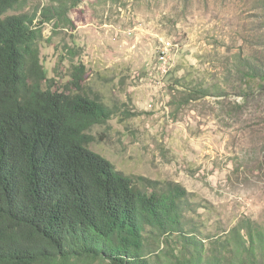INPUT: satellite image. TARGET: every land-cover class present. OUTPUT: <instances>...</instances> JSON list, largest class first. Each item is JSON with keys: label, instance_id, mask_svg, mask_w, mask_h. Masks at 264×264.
Listing matches in <instances>:
<instances>
[{"label": "rangeland", "instance_id": "obj_1", "mask_svg": "<svg viewBox=\"0 0 264 264\" xmlns=\"http://www.w3.org/2000/svg\"><path fill=\"white\" fill-rule=\"evenodd\" d=\"M66 6L71 24L41 26L40 57L56 89L85 65L87 92L114 111L91 150L133 179L182 185L205 233L246 217L264 228V89L236 71L264 70V0H24L12 13L37 23ZM200 85L211 93L186 102Z\"/></svg>", "mask_w": 264, "mask_h": 264}, {"label": "trees", "instance_id": "obj_2", "mask_svg": "<svg viewBox=\"0 0 264 264\" xmlns=\"http://www.w3.org/2000/svg\"><path fill=\"white\" fill-rule=\"evenodd\" d=\"M23 2L0 0V264H264L257 221L205 233L182 185L133 179L91 150L114 111L87 92L85 65L56 89L40 57L41 26L71 24L69 7L35 23L37 12L12 13ZM236 71L264 89L258 64ZM209 93L189 87L186 102Z\"/></svg>", "mask_w": 264, "mask_h": 264}]
</instances>
